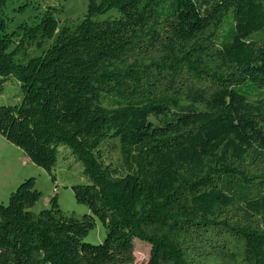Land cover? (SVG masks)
Returning <instances> with one entry per match:
<instances>
[{
	"label": "trees",
	"instance_id": "trees-1",
	"mask_svg": "<svg viewBox=\"0 0 264 264\" xmlns=\"http://www.w3.org/2000/svg\"><path fill=\"white\" fill-rule=\"evenodd\" d=\"M56 12L14 31L0 16V91L22 90L0 134L54 181L60 154L81 162L91 213L56 196L34 211L26 178L0 202V264H133L136 238L148 264H264V0H90L75 26ZM96 217L107 236L84 241Z\"/></svg>",
	"mask_w": 264,
	"mask_h": 264
},
{
	"label": "rangeland",
	"instance_id": "rangeland-1",
	"mask_svg": "<svg viewBox=\"0 0 264 264\" xmlns=\"http://www.w3.org/2000/svg\"><path fill=\"white\" fill-rule=\"evenodd\" d=\"M89 4L90 0H10L0 11V16L6 20L9 31H14L18 30L22 23L31 24L39 21L49 7H56L55 17L60 24L75 26L87 13ZM50 44L51 40H45L39 46L30 48L24 58L25 61L41 54ZM16 58L21 60L22 55L19 54ZM21 96V83L13 76L4 83L3 89L0 91V104L17 103ZM151 119L155 123L161 121L155 117ZM102 147L107 162L111 163L120 174H125L119 140L109 139L103 143ZM28 159L21 148L0 134V202L8 204L11 192L16 190L23 180L33 176L36 178V187L43 193L41 199L34 206V211L38 212L50 207L51 199L56 196L61 208L68 213H91L87 205L76 199L72 189L74 184L87 181L83 174L81 162L60 154L58 164L54 168V174L57 178L54 181L45 169ZM106 236L107 227L96 217V225L84 237V241L101 243ZM134 242L136 260L133 264H148L151 251L150 243L139 238H136Z\"/></svg>",
	"mask_w": 264,
	"mask_h": 264
},
{
	"label": "crops",
	"instance_id": "crops-1",
	"mask_svg": "<svg viewBox=\"0 0 264 264\" xmlns=\"http://www.w3.org/2000/svg\"><path fill=\"white\" fill-rule=\"evenodd\" d=\"M29 160V159H28Z\"/></svg>",
	"mask_w": 264,
	"mask_h": 264
}]
</instances>
